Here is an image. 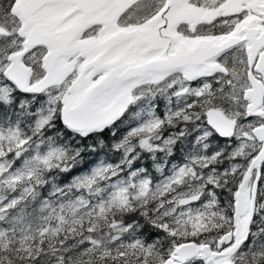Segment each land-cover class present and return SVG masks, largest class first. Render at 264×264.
<instances>
[{
	"label": "snow or ice",
	"instance_id": "6c2138e0",
	"mask_svg": "<svg viewBox=\"0 0 264 264\" xmlns=\"http://www.w3.org/2000/svg\"><path fill=\"white\" fill-rule=\"evenodd\" d=\"M0 264H264V0H0Z\"/></svg>",
	"mask_w": 264,
	"mask_h": 264
}]
</instances>
